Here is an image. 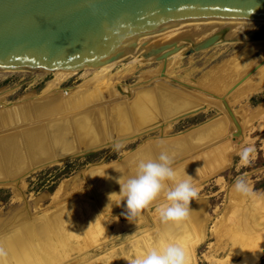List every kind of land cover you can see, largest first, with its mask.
Instances as JSON below:
<instances>
[{
	"label": "rangeland",
	"instance_id": "rangeland-1",
	"mask_svg": "<svg viewBox=\"0 0 264 264\" xmlns=\"http://www.w3.org/2000/svg\"><path fill=\"white\" fill-rule=\"evenodd\" d=\"M263 32L264 28L260 32L262 35L259 34L261 38H257L255 36L257 32L253 34L251 30L231 37L230 41L220 42L207 49L204 48L188 54L184 50L188 48L187 45L178 55L169 56L164 62L161 60L160 62L159 60L155 61L151 56L148 59L142 55L141 61L117 63L114 66L100 68L84 67L81 70L54 69L48 72H44V70L42 72L41 69H37L38 71L36 69L1 70L0 110H4L1 117L5 118V120L0 119V121L2 123V120H4L9 126L0 128V135L35 125V122H26L27 115L25 111L27 106L31 107L30 101L33 99L37 101L45 97L53 98L54 96H59L62 100L76 90L80 88L86 90L90 86H95L99 91L97 92L101 93L100 88L95 83V77H100L104 82H107V86H104L106 95L102 96L100 94L102 96V98L100 96L101 100L95 98V95L92 98L90 96L88 99L91 102H85V104L89 105L87 106L88 109L95 110V108L103 106H107L109 109L118 102L130 103L129 101L133 96L125 95L127 98L124 96V99H121L122 97L115 86V79L119 81V88L129 90L130 96L131 90L134 88H136L134 92L140 89L143 91L154 85L161 84L172 89L171 92L175 93L178 99L190 101L191 106V109L181 114L176 113L175 115L167 116L162 112V115L158 113L150 125L148 124L144 127L136 126L135 133H138V135L134 134L120 139L109 138L104 110L97 109L95 112L82 116H90L89 118L94 121V124L92 123L96 136H94L96 138L94 144L86 143L85 148L82 149L80 147L82 139L73 137L77 143L78 150L71 155L50 160L48 159L51 156L43 158L50 152L44 151L46 155H37L31 148L30 151H32L33 156H31L30 151L29 154L26 152L25 159H28L29 162L31 157L37 160L31 161L29 166L22 171V174H20L21 172L16 173L20 167L18 168V166L12 164L5 167L3 162L0 168L1 226L17 214H25L27 223L39 219H50L56 210L66 208L67 205L72 203L92 205L94 216H99L96 214L98 211L102 217L103 215H109V217H115L121 224H124L128 220L123 215L126 212V208L105 212L98 200L103 194L107 195L113 191H119L120 183L109 187L107 185V188H103V185L100 188L97 186L98 183L101 184V181H99L94 187L91 186L93 183L90 178L91 174L107 170L111 166H117L120 167L122 174L125 176L126 179L123 181L125 182L133 175L127 177L122 160L131 151L138 148L139 145L150 141L156 151L157 147L155 144L175 139V137L185 134L188 130L198 128L201 124L204 125L209 122H211L209 124H212L216 121L224 120L225 127L221 136L204 144L193 146L190 150L173 157V161L174 164L180 161H188L191 157L200 153L199 158L211 156L212 158H210L214 162V170H209L204 162L205 170H198L197 172V167L195 168L194 165L195 162L193 163L192 161L196 172L192 171L190 174L193 178L192 184L198 189L199 196L190 204L203 203L205 221L203 220V228L200 229L204 237L199 240L193 250L191 249L192 251L187 253L190 258V264H238L243 258L241 255H235L234 259L230 260L227 258L216 260L217 257L221 258L220 255L224 253L223 246L219 247L217 244L222 234L231 229L224 219H226V216L228 218L230 211L236 208L235 204L238 198L231 194L233 191L232 185L235 179L241 175L247 178L249 185L257 193L256 199H259L258 201L262 200L260 203L255 202L257 213H259L256 218L260 224L256 220L255 222L259 224V226L257 225L259 230L264 229ZM246 35L249 36L248 39L253 38L256 43L254 48H252L253 52H250L251 59L247 58L248 60L242 58L245 49L250 45L245 41ZM162 64H165L166 71L159 76ZM108 75L111 77L109 81L106 79ZM158 76L161 79H158L156 84L148 86V82L155 81L154 79ZM58 82L60 83L57 95L49 96L56 94H50V87H53ZM170 83L174 84L176 88L171 86ZM92 102L94 103L92 104ZM63 103L66 105L65 102ZM158 103L159 101H156L155 105ZM21 105L24 107L25 122H22L23 118H21L18 111V107ZM158 105L160 107V103ZM12 107H16V118ZM60 107L63 106L60 105ZM64 109L65 111H70L74 108L69 109L64 106ZM7 111L10 113V119L6 117ZM93 116L96 118L95 120ZM73 128L75 127L73 126ZM73 130L72 133L74 134L76 129ZM20 132L18 131L16 136H20L22 134ZM26 132H23V134H26ZM101 135L104 136L103 139H101ZM86 136L87 132L85 131L83 140H85ZM50 144L52 146L53 142L50 141ZM117 144L121 145L119 150L115 147ZM94 145H97L96 148H93L95 147ZM248 145H254L256 153L250 166L242 167L239 164V153L243 147ZM8 170L13 175L7 176ZM113 187L114 189H112ZM162 201L165 202L161 198L144 209L141 216L130 228L123 226L122 231L119 233L114 231V226H109L106 231L111 232V235L100 236L99 239L84 247L83 245L80 246L81 239L80 241L76 240L75 242L77 243L74 244L72 251L65 250L57 256V259L49 263L68 264L72 261L73 264H91L95 262L97 264H105V261L109 260L111 264H114L117 257H122L123 259V256L128 260L131 256V251L138 245L139 238L150 232L152 233V230L155 231L153 223L159 218L158 216L155 217L157 215L155 214V209L162 204ZM232 206L234 208L231 209ZM76 209L73 210L75 215H81V210L78 209L77 212ZM98 226H95V228L97 229ZM103 227V232H105V226ZM257 232L256 234L259 236L263 234L261 231ZM2 236L0 234V238ZM190 238L193 242L194 235ZM191 241L189 243H192ZM213 252L216 254L212 255ZM123 263L125 264L126 261H123ZM253 264H264V252Z\"/></svg>",
	"mask_w": 264,
	"mask_h": 264
},
{
	"label": "bare ground",
	"instance_id": "bare-ground-1",
	"mask_svg": "<svg viewBox=\"0 0 264 264\" xmlns=\"http://www.w3.org/2000/svg\"><path fill=\"white\" fill-rule=\"evenodd\" d=\"M263 28L264 25L227 38H223L224 40L222 42L230 41L231 37L249 32L251 30L252 33L255 34L257 31ZM248 37L249 36L246 35L245 41L248 42L250 45L252 44V46L248 44L249 47L245 49L242 58L251 59L250 52H253L252 48H254V45L256 43L253 38L248 39ZM171 39L174 38L152 37V39L148 40V43L144 46L148 45L146 47L148 48L153 44H158L159 42ZM201 39L202 38H193L194 41ZM190 44V42H183V46H181L179 50L169 56H173L176 54L178 55V53H180L181 50L184 49V47H187V45L190 46ZM124 58L125 59H115L114 61L108 63L88 67L100 68L114 66L117 63L123 64L129 61H141L142 52L138 51L137 53L126 55ZM145 58L149 59V57ZM163 65L164 70L162 71V73L166 71V66L165 64ZM1 70L5 69H0V71ZM41 71L43 72V70ZM45 71L48 72L47 70H44V72ZM159 76L155 79L153 78L155 81L148 82V86H152V84L154 83L156 84L158 79H161L159 78ZM106 79L107 81L111 80L110 75H108ZM94 80L100 88L99 90L101 93H98L99 91L95 86H90V88H87L86 90L80 88L76 90L73 94L67 95L68 97L61 100L59 96H54L57 95L59 90L58 85L60 82H58L53 85V87L51 86L52 88L50 87V94L56 93L53 95H49L52 97L54 96L53 98L45 97L41 98L42 100L39 99L36 101L33 99L32 101H30L31 107L27 106L25 109L27 115L26 122H35V125L0 135V168L1 165H3V162L5 163V167L9 166V164H12L18 166V168L20 167L18 172L16 173L21 172L20 174H22V171L27 166H29L31 161L34 162L35 160H37L36 158L32 159L31 157V161L29 162L28 159H25V153L27 152L29 154L31 148L33 152H35L37 155H46L45 152H50L46 156H43V158L51 156L48 159L50 160L53 158H62L75 153L78 150L77 143L76 141H74L75 137H79L80 139H82V143L80 144V147L82 149L85 148L86 143H89L91 145L94 144L96 142V136L94 132L95 130L93 131L94 121L92 118H89L90 116H82L85 114H89L93 111L95 112V110L97 109L104 110L105 124L110 139L125 138L134 134L138 135V133H135L136 126L144 127L148 124L150 125L154 121L158 113L162 112L168 116L173 114L175 115L176 113L181 114L187 112L188 109H191L190 101H188L187 99H183V101L178 99L177 96H175L176 94L171 92L172 89L164 85L157 84L147 90L141 91L142 89H140L135 92L134 90L136 88H134L133 90H131L130 96L128 89L124 90V88H119V81L117 79H115V86L122 97L121 99H124L125 95H129V97L133 96L132 99L129 101L130 103L118 102L115 103V105L111 106L109 109L107 106L99 107L97 109L94 107L95 110L90 108L88 109L87 106L89 105L85 104V102H91V100L88 99L90 96L92 98V96L95 95V98L100 99V94H102V96L106 95L104 94V86H107V82H104V80L100 77H95ZM170 84L172 86V83ZM156 101H159L160 107L158 105L159 103L155 105ZM63 102H65L66 105H64ZM94 102H92V104ZM133 102H135V104H133ZM60 105L63 107H60ZM64 106L69 109H74L70 111H65ZM15 108L16 107H12V111L16 118L17 112ZM3 111V109L0 110V119L5 120V118L1 117ZM18 111L20 112L21 118H23L22 122H25V112L23 105L18 107ZM6 117L9 119L11 118L9 111L6 112ZM95 119L96 118H94V120ZM4 120H2V123L0 121V128L9 126ZM208 124H201V126H199L198 128L188 130L185 132V134L179 135L175 137V139L167 140L165 143L155 144V146L157 147L156 151L154 149V145H152V142L150 141L139 145L138 148L131 151V153L128 154L122 160V164L128 175L127 177L135 175L136 165L140 160L155 159L159 156L161 152H167L170 156L175 157L185 151L190 150L193 146L204 144L206 142L215 140L216 138L221 136L225 127L224 120L218 122L216 121L209 125ZM73 126L75 128H73ZM73 129H76L74 134L72 133L74 131ZM21 130L23 131L20 132ZM18 131L22 133L20 136H16ZM25 131H27L26 134H23V132ZM85 131L87 132V136L85 140H83ZM103 137L104 136H102L101 139H103ZM50 141L53 142L52 146L50 144ZM96 146L92 147L96 148ZM30 154L31 156H33L32 151H30ZM199 155L201 154L199 153L191 157L188 161H180L175 164L173 163V167L177 171L179 179H187V175L192 176L190 173L192 171L196 172L193 167L194 165L195 168L197 167V172L198 170H205L204 162L208 166L209 170H214V162L213 159H211L212 157L210 156V158L209 156H204L205 158H202V160L201 158H199ZM194 158L195 160H193ZM192 161L193 163L195 162L194 165H192ZM11 175L13 174H10V170H8L7 176ZM90 178L93 182L91 186H96V184L101 181V184H97V186H99L100 188L103 185V188L107 185V187L113 186L115 184L123 182L126 179L125 176L122 174L120 167L117 166H111L107 170L98 171L96 174L92 173ZM112 189H114V187ZM113 193L119 194L120 190L113 191L107 195L103 194V196L101 195V197L98 198L99 203L103 210H105V212L114 209L121 210L122 208H126V201L122 200L119 204L120 197L116 195L110 197V195ZM231 194L232 196L235 195L238 198V201L235 204L236 208H234L233 206L231 207V209L234 208L232 210L233 212L229 210L230 214L228 218L226 216V219H224L226 220L225 223L229 224L231 229L228 232L222 234V236L218 240L217 246H223L222 249L224 250V253L220 255L221 258L217 257L216 260H222L226 258L230 260L235 255H241L243 256V258L240 262H238V264H253L262 254V252H264V229L259 230V228H257V225L259 226L260 222L256 218L259 213H257V206L255 203L256 201L260 203L262 202V200L258 201L259 199H256L255 196L251 198L243 197L237 194L234 189ZM161 198H159L158 200H160ZM162 203L164 202L162 201ZM202 204L197 202L190 204V208L192 211L190 212L188 219L179 224L165 225L162 224L158 218V220L153 223L155 226V231L152 230V233L150 232L142 238H139L138 245L131 251L130 258L141 253L153 244L157 243L162 236H167L170 242L181 244L185 248L186 253L192 251L193 248H195V245L199 242V240L204 237L202 231L200 230L203 228V220L205 221V210ZM91 206L92 205L88 204L83 205L80 203H72L67 205L66 208L56 210L54 215L50 219H39L31 223H27L25 214H17L10 221L5 224H2V226L0 224V234L3 235L0 238V245H2L8 253L6 258V264H50L49 262H53V260L57 259V256L62 254L65 250L72 251V249H74V244L77 243L75 242L76 240L80 241L81 239L80 246L83 245L84 247L90 244L91 242L99 239L100 236H104L105 234L111 235V232L106 231L109 226H114V231L120 233L122 231L123 226L130 228L134 225L133 222H130L128 220L126 223L121 224L117 218L109 217V215H103L102 217L97 210L96 214L99 216H94V210H92ZM76 208L81 210V215H75L73 210ZM78 209H76L77 212ZM155 214H157L155 216L157 217L158 213L156 212ZM255 220L258 221L259 224L256 223ZM95 226H98V231ZM103 226H105L106 233L103 232ZM257 231H261L263 234L259 236L256 234ZM193 235L194 241L192 242V239L190 237ZM189 241H191L192 243H189ZM215 254V252L212 253V255ZM123 261H126L125 264H128V261L125 259L124 256L123 259L122 257H117V260L114 262V264H124ZM91 264H97V262ZM105 264L111 263L109 262V260H106Z\"/></svg>",
	"mask_w": 264,
	"mask_h": 264
},
{
	"label": "water",
	"instance_id": "water-1",
	"mask_svg": "<svg viewBox=\"0 0 264 264\" xmlns=\"http://www.w3.org/2000/svg\"><path fill=\"white\" fill-rule=\"evenodd\" d=\"M262 25L264 0H0V69L81 70L138 51L164 62L183 42L193 53ZM152 37L174 39L146 48Z\"/></svg>",
	"mask_w": 264,
	"mask_h": 264
},
{
	"label": "clouds",
	"instance_id": "clouds-1",
	"mask_svg": "<svg viewBox=\"0 0 264 264\" xmlns=\"http://www.w3.org/2000/svg\"><path fill=\"white\" fill-rule=\"evenodd\" d=\"M115 147L119 150L121 145ZM255 153L254 145L243 147L239 153L240 166H250ZM173 163L172 156L161 152L155 159L140 160L135 175L120 183V193H113L110 197H120L119 204L122 200L126 201V212L123 213L126 219L135 223L143 210L161 197L165 202L157 206L155 211L162 224H179L188 219L192 211L190 203L199 196V191L193 186L191 176L186 174L187 179L178 178ZM232 188L243 197L257 195L243 175L235 179ZM7 255L5 248L0 245V264H6ZM127 261L128 264H190L185 248L179 243L170 242L167 236H162L157 243Z\"/></svg>",
	"mask_w": 264,
	"mask_h": 264
}]
</instances>
